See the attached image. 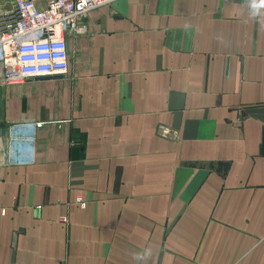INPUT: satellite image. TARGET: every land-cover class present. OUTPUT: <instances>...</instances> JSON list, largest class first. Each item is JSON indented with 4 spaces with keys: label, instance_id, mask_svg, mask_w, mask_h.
I'll list each match as a JSON object with an SVG mask.
<instances>
[{
    "label": "crops",
    "instance_id": "0c3cea01",
    "mask_svg": "<svg viewBox=\"0 0 264 264\" xmlns=\"http://www.w3.org/2000/svg\"><path fill=\"white\" fill-rule=\"evenodd\" d=\"M84 23L67 75L0 84V264H264V0Z\"/></svg>",
    "mask_w": 264,
    "mask_h": 264
},
{
    "label": "built area",
    "instance_id": "2783aa9c",
    "mask_svg": "<svg viewBox=\"0 0 264 264\" xmlns=\"http://www.w3.org/2000/svg\"><path fill=\"white\" fill-rule=\"evenodd\" d=\"M117 0H52L40 9L35 0H0V84L20 83L35 78L67 75L69 55L67 36L88 32L84 18L94 9ZM44 122L20 124L18 139L36 141V132ZM166 137L178 132L165 128ZM79 202H82L80 199ZM6 209L0 208V215ZM68 222V218H63Z\"/></svg>",
    "mask_w": 264,
    "mask_h": 264
},
{
    "label": "water",
    "instance_id": "95a60500",
    "mask_svg": "<svg viewBox=\"0 0 264 264\" xmlns=\"http://www.w3.org/2000/svg\"><path fill=\"white\" fill-rule=\"evenodd\" d=\"M47 78V77H46ZM41 79H45V78H41Z\"/></svg>",
    "mask_w": 264,
    "mask_h": 264
}]
</instances>
